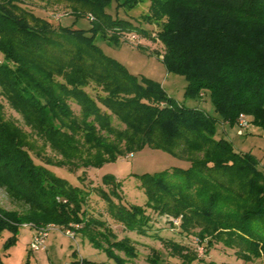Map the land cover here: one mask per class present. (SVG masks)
<instances>
[{
  "label": "trees",
  "instance_id": "trees-1",
  "mask_svg": "<svg viewBox=\"0 0 264 264\" xmlns=\"http://www.w3.org/2000/svg\"><path fill=\"white\" fill-rule=\"evenodd\" d=\"M63 1L87 7L95 23L112 31L135 30L108 18L104 8L112 0ZM115 1L133 7L142 0ZM150 1L148 20L162 23V63L168 73L185 78L184 97L208 95L223 124H238L244 116L264 127V0ZM18 2L0 0V189L22 212L0 207V236L4 231L15 235L22 225H77V234L114 264H126L113 251L134 257L133 241L118 239L104 221L90 217L85 209L89 191L52 168H98L148 146L176 154L190 166L140 175L145 204L128 208L113 202L114 196L120 198L119 182L105 176L103 188L95 190L109 217L142 237L151 231L147 209L180 218L181 232L194 226L202 242L208 239L206 253L222 244L237 259L264 262V171L259 161L216 137L215 118L178 104L158 83L138 79L104 55L95 44L98 25L76 29L77 16L69 26L52 24L24 11ZM108 38L119 39L115 33ZM3 102L60 159L35 152L24 131L4 117ZM81 150L94 155L78 164ZM150 237L183 259L181 264L196 260L181 245L154 233ZM148 260L162 263L158 254Z\"/></svg>",
  "mask_w": 264,
  "mask_h": 264
},
{
  "label": "rangeland",
  "instance_id": "rangeland-1",
  "mask_svg": "<svg viewBox=\"0 0 264 264\" xmlns=\"http://www.w3.org/2000/svg\"><path fill=\"white\" fill-rule=\"evenodd\" d=\"M19 6L32 13L34 16L44 18L52 24L69 26L73 23V16L78 19L74 23L76 29L87 31L93 24L98 25V33L95 36V44L102 53L120 63L129 74L138 79L146 78L158 83L166 92L167 96L174 99L178 104L185 107L198 108L204 111L208 116L215 118L217 124L215 127V136L223 137L228 140L233 148L239 152L251 153L260 163L264 171V127H258L251 124L247 118L249 127L247 131L240 128L239 124H223L218 115L214 112L213 105L208 95L202 99H186L184 91L186 80L183 76L168 73L162 63L164 48L158 39L162 23H156L148 20L151 9L150 0H142L133 7L121 5L123 1L112 2L104 8L108 18L127 22L135 30L126 31L125 29L111 30L106 25H99L94 15L85 11L87 7L72 3H66L63 0H18ZM76 8H74V7ZM84 11H81V10ZM76 12H79L77 15ZM140 31H144L140 33ZM113 33L118 35L117 41L110 40ZM134 35L137 41H131L129 36ZM90 92L94 93L91 89ZM3 114L13 124L20 128L32 144L31 148L40 155L55 161L59 156L52 153L42 141L37 138L23 123L21 117L3 102ZM75 113L78 112L73 107ZM131 158H127L129 153L116 161L106 162L98 168L79 169L77 171H67L66 169L52 168L57 175L66 179L73 186L89 191L90 196L85 205V209L95 219L104 221L112 230V233L118 238H128L133 241L132 246L136 251L134 257H128L123 252L117 250L113 253L123 260L126 264H151L148 259L157 254L162 259L163 264H181L183 259L173 257L161 242L150 237L156 235L162 240L173 241L184 248L183 253L189 258L196 260L192 264H201L200 261H211L217 264H264L261 260L244 262L237 259L234 250L226 249L222 244H214L206 253V243L198 238L200 229L194 226L189 227L188 232H181L179 228L180 218H172L168 215H157L150 210L146 213L151 218V231L149 236H138L133 232L124 230L121 224L112 220L106 211L104 202L98 197L95 188H103V178L113 176L118 184L117 193L120 198L114 196L113 202L121 204L128 208L130 206H143L145 204V195L139 187L138 177L142 174H153L171 168L186 169L190 166L188 160L183 159L176 154H171L164 150L152 149L148 146L134 151ZM94 152L81 150L77 154V163L80 160L92 158ZM37 162V161H36ZM79 176L83 178H78ZM108 191V189H105ZM0 207L5 210H17L22 212L18 204L13 203L6 193L0 189ZM51 226L48 236L45 240V250L31 251L29 245L32 241L35 229L29 225L18 227L15 235L4 231L0 236V264H73L79 260H86L92 264H114L103 250L95 248L88 239L77 234L75 229L79 226L71 225L66 229H60L58 226ZM69 230L74 234L70 238L64 231ZM13 243L5 247L9 240ZM155 250L156 252L152 251ZM73 253H75L73 255ZM185 261V260H184ZM161 263V264H162Z\"/></svg>",
  "mask_w": 264,
  "mask_h": 264
},
{
  "label": "built area",
  "instance_id": "built-area-1",
  "mask_svg": "<svg viewBox=\"0 0 264 264\" xmlns=\"http://www.w3.org/2000/svg\"><path fill=\"white\" fill-rule=\"evenodd\" d=\"M129 38L131 41H137V38L134 35H130ZM238 124H239L241 129H243L244 131H247V129L249 127V123H248V120L246 117L240 116ZM131 157H132V154L129 153L127 158L129 159ZM51 229H52L51 226H46L43 228L35 229V233L33 234L32 241L29 245V248L31 251H38V250L43 251V250H45V240H46L48 233ZM64 234H66L70 238H74V234L72 232H70L69 230L64 231ZM73 264H83V262H82V260H79Z\"/></svg>",
  "mask_w": 264,
  "mask_h": 264
}]
</instances>
